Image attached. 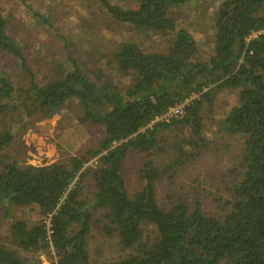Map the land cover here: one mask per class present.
Instances as JSON below:
<instances>
[{
    "label": "trees",
    "instance_id": "1",
    "mask_svg": "<svg viewBox=\"0 0 264 264\" xmlns=\"http://www.w3.org/2000/svg\"><path fill=\"white\" fill-rule=\"evenodd\" d=\"M91 1L115 23L168 36L170 44L147 50L122 41L113 60L131 82L120 88L102 70L91 77L71 41L59 35L54 23L65 15L52 17L67 0H0V205L12 221L11 245L0 244V264H31L22 253L39 250H47L53 264H89L88 239L96 222L124 248L135 250L103 264H219L226 258L230 264H264V32L250 38L264 30V0H223L208 54L170 15L171 8L198 0ZM23 7L25 17L57 31L67 52L66 63L55 60L56 73L44 80L15 37L25 24L16 17ZM222 88L237 90L238 98L221 125L243 143L226 207L221 213L206 211L198 198L191 204L180 195L161 205L162 175L207 146L203 103ZM195 94L182 116L155 121ZM70 102L80 107V123L103 128L100 138L41 166L26 163L23 148L10 151L14 127L23 133L30 122L49 118ZM176 127L188 128L189 137L167 149L166 166L145 161L142 185L131 194L124 171L128 154L164 152L169 140L159 133ZM90 182L95 191L86 194ZM13 207H34L39 218L33 224L13 219ZM96 211H102L103 221L95 219ZM145 224L154 226L153 238L144 240Z\"/></svg>",
    "mask_w": 264,
    "mask_h": 264
},
{
    "label": "rangeland",
    "instance_id": "2",
    "mask_svg": "<svg viewBox=\"0 0 264 264\" xmlns=\"http://www.w3.org/2000/svg\"><path fill=\"white\" fill-rule=\"evenodd\" d=\"M112 1L118 3L121 0ZM126 1L128 0H124ZM222 1L198 0L171 8L170 15L180 27H186L194 34L203 54L213 51L212 35L215 32L217 10ZM26 14L24 7L16 12L18 15L16 17H23L25 24L23 23V28L16 29L15 37L22 42L24 52L38 78L44 80L56 73L57 69L52 67L56 61L66 63L67 52L63 41L56 36L57 31L35 24L33 20L25 17ZM59 15L61 18L65 16L54 23L55 28L60 29L59 35L62 34L66 42L71 41L75 55L80 59L81 65L89 71L90 76L96 79V73L102 70L105 79H109L120 88H125L131 82L130 77L118 71L117 62L113 60L112 52L122 41L139 43L147 50H165L170 44L168 36L115 23L97 2L91 0H67V5L64 3L62 7L60 6L52 19ZM3 61L4 59L1 63ZM237 95V90L222 88L215 91L211 101L203 103V136L207 140V146L195 150L196 154L189 157L188 163L183 167H177L175 171L173 169L162 175L157 184V198L161 205L174 202L180 195L191 204L198 198L206 211L223 212L222 207H226L225 202L230 197L228 187L233 185V180L239 173L238 164L243 143L238 135L226 130L221 121L237 103ZM196 96L193 95L176 107H184ZM77 104L70 102L59 113L30 122L23 133L20 126L14 127L17 138L10 151L16 153L14 151H18V148H23L21 154L24 152L23 158L26 163L41 166L76 154L84 144L100 138L103 134L101 126L82 124L78 121L77 114L81 110ZM171 117L177 116L169 110L155 121L164 119L168 121ZM159 135L169 140L164 152L148 155L131 151L124 162L125 176L131 194L142 185L139 172L143 163L153 159L163 164L162 167L166 166L171 156L167 149L172 147L173 142L183 143V140L189 137V131L188 128L176 127L161 131ZM187 149L190 150L191 147L186 145ZM93 161L94 159H91L88 164ZM94 191L92 182L88 183L84 190L86 194ZM5 208L6 206L0 205V244L11 245L12 221L6 217ZM12 215L13 219H23L29 224L35 223L39 218L34 207H13ZM94 216L96 220L103 221L102 211H96ZM99 225L101 223L96 222L88 239L89 264H103L135 251L132 248H124L118 236H108L97 227ZM143 236L144 240L153 238L154 226L145 224ZM22 255L31 264H53L47 250L23 252ZM219 264H230V260L226 258Z\"/></svg>",
    "mask_w": 264,
    "mask_h": 264
},
{
    "label": "built area",
    "instance_id": "3",
    "mask_svg": "<svg viewBox=\"0 0 264 264\" xmlns=\"http://www.w3.org/2000/svg\"><path fill=\"white\" fill-rule=\"evenodd\" d=\"M262 32H264V30H261V31H257V32H254L251 36H250V38H252V37H255V36H257L258 34H260V33H262ZM188 103V102H187ZM177 106V105H176ZM173 107V108H171L170 109V111H171V113H173V114H175V116H177V117H180V116H182V114L184 113V107ZM169 111V110H168ZM166 113V112H165ZM164 113V114H165Z\"/></svg>",
    "mask_w": 264,
    "mask_h": 264
}]
</instances>
